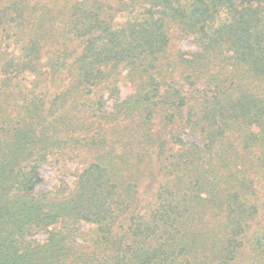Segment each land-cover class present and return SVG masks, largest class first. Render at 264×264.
Instances as JSON below:
<instances>
[{
  "label": "trees",
  "instance_id": "1",
  "mask_svg": "<svg viewBox=\"0 0 264 264\" xmlns=\"http://www.w3.org/2000/svg\"><path fill=\"white\" fill-rule=\"evenodd\" d=\"M0 264H264V0H0Z\"/></svg>",
  "mask_w": 264,
  "mask_h": 264
},
{
  "label": "rangeland",
  "instance_id": "2",
  "mask_svg": "<svg viewBox=\"0 0 264 264\" xmlns=\"http://www.w3.org/2000/svg\"><path fill=\"white\" fill-rule=\"evenodd\" d=\"M126 18H127V15L124 14L121 17L117 16L116 20L119 22H123V21H125ZM177 45H178L180 50H184V51L196 50L195 43L190 38L178 39ZM119 87H120L121 96L124 97L129 92V88H128V86H126L122 83L119 84ZM110 103L111 102H107V105H110ZM186 136L192 140H197L196 135H194V134L189 133ZM67 166L70 167L72 170H74L75 166H80V165L77 163H68ZM38 173L42 177V181L38 185V188H40V189H50L57 182L58 177H64L70 182L73 180L72 175H70L69 173L68 174H61V173H59V170L53 168L51 165H49L46 162L42 163L40 165V167L38 169ZM44 236H45L44 233H39L37 235L38 238H43Z\"/></svg>",
  "mask_w": 264,
  "mask_h": 264
}]
</instances>
